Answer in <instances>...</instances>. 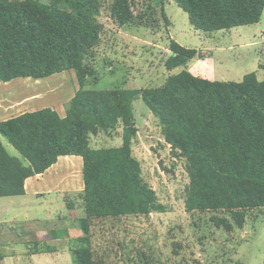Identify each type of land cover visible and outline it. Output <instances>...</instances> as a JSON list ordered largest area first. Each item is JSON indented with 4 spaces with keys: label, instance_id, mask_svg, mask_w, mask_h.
I'll return each mask as SVG.
<instances>
[{
    "label": "trees",
    "instance_id": "16d2710c",
    "mask_svg": "<svg viewBox=\"0 0 264 264\" xmlns=\"http://www.w3.org/2000/svg\"><path fill=\"white\" fill-rule=\"evenodd\" d=\"M174 1L190 25L207 34L258 24L264 13V0ZM101 7V0H0V82L73 71L79 85L65 118L45 108L0 122V197L23 196L26 180L60 157H81L85 218L79 221L83 236L75 256L77 264H96L91 219L167 210L132 154L134 102L141 98L172 155L185 161L186 211L225 213L230 219L212 218L218 229H243L248 213L264 208V81L256 73L241 82L210 81L184 70L159 88L87 90L92 72L85 58L102 41ZM110 16L120 27L150 24L134 0H114ZM162 18L168 25L164 13ZM169 50L167 71L198 57L197 50L173 40ZM120 125V147L92 148L93 136ZM1 138L26 165L8 153Z\"/></svg>",
    "mask_w": 264,
    "mask_h": 264
},
{
    "label": "rangeland",
    "instance_id": "374dc122",
    "mask_svg": "<svg viewBox=\"0 0 264 264\" xmlns=\"http://www.w3.org/2000/svg\"><path fill=\"white\" fill-rule=\"evenodd\" d=\"M171 2L167 10L172 22L169 35L166 26L160 24L159 16L147 15L144 16L146 22L154 30L152 33L138 30L139 41L133 45L118 35V26L113 21L107 20L109 1L103 2L106 9L98 20L103 23L104 32L101 44L85 58L92 72L86 87L97 90L128 85L136 90L159 88L170 76L165 68L169 37L183 47L197 49L207 40L206 36L216 34L196 31L188 15L174 0ZM259 26H264V17ZM221 32L224 33L213 39L222 41L219 48L222 53L216 54L214 50L213 61L224 72L234 74L229 77L231 81L239 82L241 75L251 73L257 63L254 55L257 48L249 51L244 45L256 41L254 35L258 34V27L244 26ZM205 57L203 53L199 55V59ZM213 66L215 64L211 63L210 67ZM72 81L77 82L75 73L66 71L40 80L21 78L0 82V99L5 100L4 105H11L8 117H14L50 105L51 98L71 90ZM33 94H40L41 99L25 101ZM134 117L137 134L132 141V154L141 164L145 181L167 210L134 216L131 221L118 225L106 224L100 229L104 232L101 239L104 248L95 251L96 264H264V208L250 211L244 228L232 233L218 229L212 222L214 216L230 219L225 213H188L185 191L190 180L185 161L172 155L158 120L141 98L134 102ZM124 131L122 125L109 132L102 131L91 138V146L94 149L120 147ZM4 142L24 160L6 140Z\"/></svg>",
    "mask_w": 264,
    "mask_h": 264
},
{
    "label": "crops",
    "instance_id": "0c3cea01",
    "mask_svg": "<svg viewBox=\"0 0 264 264\" xmlns=\"http://www.w3.org/2000/svg\"><path fill=\"white\" fill-rule=\"evenodd\" d=\"M105 1L101 0V14L103 9H106L103 7ZM108 1L109 15L107 20L113 21V24L118 26L110 16L114 0ZM134 2L142 14L159 16L160 24L166 26V33L169 35L172 22L169 19L167 10L172 5L171 0H134ZM143 5L146 8L149 7V11L148 9L145 10L146 8ZM163 13L166 15L168 25L165 24L162 18ZM263 17L264 13L262 20ZM262 20L260 23L253 25L258 27V34L254 35L256 41L253 40L244 45L245 48H250L249 51L252 48H257V50H254L257 63H255L251 73H256L259 81H264V26H259ZM138 30H147L152 33L154 28L152 25L118 26L116 32L119 36L122 35L121 37H124L129 44L133 45L139 41ZM215 33L212 37L210 35L206 36L207 40H204L200 48L195 49L198 51L196 59L192 60L186 67L168 71L170 76L187 70L196 77L210 81L236 82L229 79L234 75L232 72H224L213 61V54L222 53L219 48L223 44L222 41H216L213 37L224 32ZM169 40L172 41L173 39L169 37ZM228 48V51L232 49L231 46ZM167 51L169 52L167 57H169L171 54L169 46ZM201 53L206 56L204 59H199ZM211 63L215 66L210 67ZM244 76V74L241 75L238 81L241 82ZM261 76L262 79H260ZM72 79L73 76H71ZM86 86L87 83L85 84L87 90H97ZM128 86L119 89L136 90ZM78 90V82L75 84L72 81V88L68 93H59L56 98L49 100L50 105L29 112L50 108L56 111L61 118H65L67 105ZM39 99H41L40 94H33L25 101H38ZM4 101V99H0V122L19 116L8 117L11 112V105H4ZM1 140L12 157L21 160L24 165L27 164L25 160L10 151L3 138ZM83 192V159L78 156H63L45 173L27 179L23 196L0 197V264H77L75 256V250L78 246L77 240L83 236L79 221L85 218ZM132 217L134 216L91 219L90 236L93 254L96 250L101 251L104 248L101 244L104 233L100 230L101 228L106 227V224L118 225V223L127 220L131 221Z\"/></svg>",
    "mask_w": 264,
    "mask_h": 264
}]
</instances>
